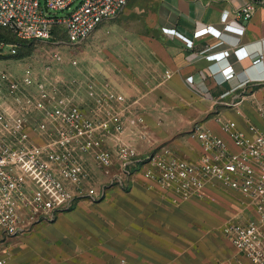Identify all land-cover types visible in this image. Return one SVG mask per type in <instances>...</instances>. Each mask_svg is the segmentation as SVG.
I'll return each mask as SVG.
<instances>
[{
	"label": "crops",
	"instance_id": "crops-1",
	"mask_svg": "<svg viewBox=\"0 0 264 264\" xmlns=\"http://www.w3.org/2000/svg\"><path fill=\"white\" fill-rule=\"evenodd\" d=\"M247 2L256 5L252 18H237ZM224 12L229 21L244 27L243 33L193 37L209 25L223 30ZM107 21L112 22V41L122 42L109 53H121V60L108 58L105 77L97 71L106 84L101 93L122 91L126 101L115 100L107 108L122 113L125 129L106 136V146L115 150L129 144L140 154L169 146L176 155L193 160L203 150L194 132L197 124L231 148L226 122L249 136L252 125L264 130V59L254 64L251 57L240 59L233 53L226 61L208 58L240 47L264 54V0H130ZM228 63L236 73L231 80L220 72ZM246 80L247 85L239 87ZM82 159L96 185L109 179L95 154ZM170 196L137 176L129 187L112 186L99 200L83 195L54 220L2 238L0 255L8 264H255L222 231L230 218L255 215L244 208L238 193L216 186L203 197L174 201ZM42 223H48L49 231L35 229Z\"/></svg>",
	"mask_w": 264,
	"mask_h": 264
},
{
	"label": "built area",
	"instance_id": "built-area-1",
	"mask_svg": "<svg viewBox=\"0 0 264 264\" xmlns=\"http://www.w3.org/2000/svg\"><path fill=\"white\" fill-rule=\"evenodd\" d=\"M129 1L0 0V26L10 29L21 41H53L61 36L77 47ZM255 9L254 2H247L236 17L250 20ZM222 22L223 30L209 25L193 37L244 32V27L229 21L228 12L222 14ZM180 35L189 45L194 44L193 39ZM17 51L16 44L0 42V54L15 55ZM232 53L240 59L251 57L254 64L264 59L263 52L250 54L243 47L208 58L226 61ZM52 58L63 61L57 51ZM50 66L46 64L45 69ZM220 72L227 80L236 74L229 63ZM187 79L194 81L193 76ZM47 85V77L39 79L31 65L26 66L23 76L0 66V242L4 237L28 232L37 222L54 220L59 211L71 208L83 195L99 200L110 187H129L141 176L149 187L170 192L174 201L203 197L209 187L216 186L238 193L244 208L255 215L245 220L230 218L223 234L241 254L255 264H264V130L252 125L253 135L249 136L233 122H226L224 129L234 144L231 148L222 137L197 124L194 132L203 150L193 160L176 155L169 146L147 154H140L129 144L114 150L106 146L104 138L124 132L123 115L104 108L115 100L125 102V96L110 91L97 93L94 107L88 110L63 95H52ZM238 104L229 102L231 106ZM261 113L264 115L263 108ZM35 116L43 118L39 124L34 123ZM138 122L144 124L145 120L139 116ZM32 131L40 132L43 141L36 140ZM87 154H95L109 176L100 186L82 159ZM0 264H8L1 255Z\"/></svg>",
	"mask_w": 264,
	"mask_h": 264
},
{
	"label": "rangeland",
	"instance_id": "rangeland-1",
	"mask_svg": "<svg viewBox=\"0 0 264 264\" xmlns=\"http://www.w3.org/2000/svg\"><path fill=\"white\" fill-rule=\"evenodd\" d=\"M59 15H62V12ZM112 34V22L107 21L100 25L85 43L77 47L68 40L63 41L64 38L61 36L53 41L35 40L30 46L24 47L17 58L0 59V66L10 68L15 75L23 76L26 66L31 65L39 79L47 77V86L52 95L56 97L63 95L82 108L91 110L96 94H101V90H104L102 88L106 87V84L101 83L103 79L97 71H102L105 77L108 58L121 60V53H109L113 48L122 45L121 41H112ZM56 51L62 55L63 61L60 63L52 58V53ZM46 64H51L48 71L45 69ZM91 85H94L95 89H92ZM119 92L122 94V91ZM109 106H105L104 109ZM42 119L41 116H35L33 121L39 124ZM32 134L36 140L42 137L38 131H32ZM37 228L49 231L48 223L39 224L35 229Z\"/></svg>",
	"mask_w": 264,
	"mask_h": 264
},
{
	"label": "trees",
	"instance_id": "trees-1",
	"mask_svg": "<svg viewBox=\"0 0 264 264\" xmlns=\"http://www.w3.org/2000/svg\"><path fill=\"white\" fill-rule=\"evenodd\" d=\"M34 41L35 40L21 41L14 35V33L10 29L0 26V42L16 44L18 46V51L15 55L0 54V59L17 58L20 51L23 50L24 47L30 46L32 43H34Z\"/></svg>",
	"mask_w": 264,
	"mask_h": 264
}]
</instances>
